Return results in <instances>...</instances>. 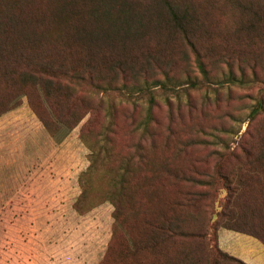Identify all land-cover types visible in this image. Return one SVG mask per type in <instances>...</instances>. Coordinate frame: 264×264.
I'll return each mask as SVG.
<instances>
[{"label":"trees","instance_id":"1","mask_svg":"<svg viewBox=\"0 0 264 264\" xmlns=\"http://www.w3.org/2000/svg\"><path fill=\"white\" fill-rule=\"evenodd\" d=\"M25 2L0 0V115L18 107L25 96L30 108L54 137L64 128L72 130L88 116L82 125L80 138L91 149L90 163L79 176L81 192L73 205L78 213L85 214L91 208L82 209L77 205L89 195L90 178L85 174L91 175L113 157L108 142L112 139L109 133L111 126L116 125L115 105L113 101L108 103V96L120 92V96L135 105L145 100V114L136 121L133 129L139 136L134 147L140 151L143 149L141 143L149 141L150 148L157 149L155 139L158 126H153L157 124L154 108L158 94L155 88L160 87L163 93H170L165 96L168 103L171 98L179 97L181 82L172 75L170 68L175 56L173 43L176 39H180L191 51L195 68L202 75V79H199L195 68L189 63L187 51H184L188 68L185 83L188 87L200 89L210 78L203 61L204 55L195 42L202 20L189 0H49L45 4V11L28 16L20 10ZM241 10L251 15L254 22L261 18L264 20V2L261 0L245 5ZM253 21L250 29L257 27ZM228 79L237 81L233 74H229ZM239 81L243 82L244 79L240 78ZM252 81L256 82L257 78L248 80ZM94 98L99 99L97 104L92 103ZM101 112L105 117L103 129L90 139L95 117ZM251 113L253 117L264 113V94L259 96ZM239 149V152L217 150L219 176L213 171L198 172L196 161L183 169L172 167L166 157L154 161L150 157L146 159L143 153L136 158L132 154L117 153L114 158L120 159L107 170L110 181L108 199L115 205L116 219L120 217L121 204L127 203L136 213H140L142 209L138 203L148 206L153 199L168 200L164 201L172 212L169 215L160 213L154 219L146 213L142 234L145 236L140 240L128 242L126 237L112 235L100 264L110 263L117 254H120L123 263L127 255L134 258L136 250L140 248L151 253L147 257L153 264L151 249L167 240L185 243L184 264H250L220 250L215 242L209 244L203 256L194 250L195 242L198 246H205L206 237L216 231L214 212L230 216L231 220L257 216L258 209L253 197L247 205L251 215L244 216L241 205H246H239L238 201L245 199L246 183L255 174L264 171V138L253 146L242 144ZM184 150L182 145L174 155L178 156ZM229 156L237 160L245 157L241 165H247L250 174L236 170H230V174L222 172L220 169ZM196 172L200 175H196ZM170 175L176 178L177 183L185 181L188 188L179 191L178 196L166 195V198H162L159 194L167 188ZM259 180L263 185L264 175ZM221 181L223 185L218 188ZM199 187L217 190H197ZM219 190L226 191L225 202L221 209L213 207L206 227L198 230L197 227L187 226L185 222L195 219L188 212L196 209L202 200H210L211 195L220 193ZM261 203L264 205L263 195ZM208 205L212 209L213 203ZM177 208L184 215L177 214ZM147 227L150 233H147ZM229 228L246 232L264 243V232L242 230L232 223ZM117 242H121V250L112 251L113 243Z\"/></svg>","mask_w":264,"mask_h":264},{"label":"rangeland","instance_id":"2","mask_svg":"<svg viewBox=\"0 0 264 264\" xmlns=\"http://www.w3.org/2000/svg\"><path fill=\"white\" fill-rule=\"evenodd\" d=\"M189 1L197 8V15L200 14L202 20L195 42L204 55L203 61L210 78L200 89L188 87L185 83L188 68L183 52L187 51L189 63L194 68L195 62L191 51L180 39H176L173 43L175 56L170 68L172 75L181 82L179 97L171 98L168 103L165 96L170 93H163L160 87L155 88L158 94L154 108L157 124L153 126H158V136L155 139L157 149L150 148L149 141L141 143L143 149L140 151L134 147L139 136L133 129L136 121L145 114V100L135 105L120 96V92L108 96V103L113 101L115 105L116 125L111 126L109 133L112 139L108 142L113 157L91 175L85 174L90 178L89 195L84 202L77 204L82 209L91 208L85 214L78 213L73 205L81 192L79 176L90 163L91 149L80 138L82 125L88 116L72 130L64 128L57 137L52 136L44 126L43 156L44 161L49 162L48 170L47 163H44V180L49 186L57 188L58 193L52 196L53 207H44L42 211L14 209L17 205L9 209L7 200L3 199V176L0 171V264H100L112 235L117 238L126 237L128 242L132 239L140 240L145 236L142 234L143 217L146 213L153 219L160 213L169 215L172 211L168 203H165L166 199H153L148 206L138 203L142 209L140 213H136L127 203L121 204L120 217L116 219L115 205L108 199L110 181L107 170L120 159L114 158L117 153L132 154L135 158L143 153L146 159L150 157L154 161L166 157L172 167L183 169L189 168L191 162L196 161L198 172L213 171L219 176L216 167L219 160L217 150L239 152L242 144L253 146L264 138V113L255 117L251 113L259 96L264 94V20L261 18L254 22L251 15L241 10L243 6L259 0ZM46 2L49 0H26L20 10L27 13V16L43 12ZM251 21L257 26L255 29H250ZM32 25L35 27L34 22ZM195 70L198 78L202 79L198 69ZM229 74H233L237 81H229ZM254 77L257 78L256 82H248ZM240 78L244 81H239ZM98 101V98H94L92 103L97 104ZM104 124L105 117L101 112L95 117L90 139L103 129ZM182 145L185 147L184 152L175 156ZM245 160L243 156L238 160L229 156L220 170L228 174L230 170L250 174L249 167L241 165ZM195 174L200 175L197 172ZM263 175L264 171L261 170L260 174H255L246 183L248 189L245 199L238 201L239 205H246H241L244 216L251 215L247 205L253 197L258 209L257 216L231 220L230 216L214 212L213 224H216L217 229L206 237L205 246H198L195 242L194 250L198 255H205L209 244L215 242L220 250L250 264H264V243L246 232L229 228L232 223L242 230L264 232V205L261 203L264 183L262 185L259 180ZM167 181V188L159 194L162 198H166V195L178 196L179 191L188 188L185 181L177 183L173 175ZM222 185L221 181L218 188ZM197 190L216 192L217 188L199 187ZM218 192L220 193L211 195L210 200H202L196 209L188 212L195 219L185 222L187 226L197 227L198 230L206 227L213 207L221 209L220 206L225 202L226 191ZM48 200L49 197L46 198ZM208 203H213L212 209ZM176 213L184 215L179 208ZM147 233H150L149 227ZM159 239L161 240L160 237ZM121 246V242L113 243L112 251H120ZM184 248L185 243L180 240L160 242L151 249L154 254L153 264H184ZM148 254L151 253L147 249L140 248L136 250L134 258L127 255L126 261L121 263V256L117 254L116 259L107 263L152 264V260H148Z\"/></svg>","mask_w":264,"mask_h":264},{"label":"crops","instance_id":"3","mask_svg":"<svg viewBox=\"0 0 264 264\" xmlns=\"http://www.w3.org/2000/svg\"><path fill=\"white\" fill-rule=\"evenodd\" d=\"M44 125L30 108L27 98L0 115V171L3 176V199L8 208L42 211L53 204L57 188L44 180ZM58 164H56V169ZM49 200L44 202V197Z\"/></svg>","mask_w":264,"mask_h":264}]
</instances>
